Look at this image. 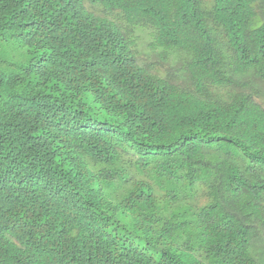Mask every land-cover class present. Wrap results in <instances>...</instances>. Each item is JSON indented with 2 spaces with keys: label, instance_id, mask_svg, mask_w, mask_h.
<instances>
[{
  "label": "trees",
  "instance_id": "obj_1",
  "mask_svg": "<svg viewBox=\"0 0 264 264\" xmlns=\"http://www.w3.org/2000/svg\"><path fill=\"white\" fill-rule=\"evenodd\" d=\"M262 95L264 0H0V264H264Z\"/></svg>",
  "mask_w": 264,
  "mask_h": 264
},
{
  "label": "rangeland",
  "instance_id": "obj_2",
  "mask_svg": "<svg viewBox=\"0 0 264 264\" xmlns=\"http://www.w3.org/2000/svg\"><path fill=\"white\" fill-rule=\"evenodd\" d=\"M140 56L142 58V63L151 71L156 72L160 71L161 74L169 75L173 74V68L171 65L159 56H150L149 48L146 42L140 45ZM258 103L264 108V95L261 98L257 99Z\"/></svg>",
  "mask_w": 264,
  "mask_h": 264
}]
</instances>
